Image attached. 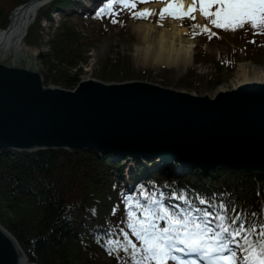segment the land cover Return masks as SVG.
I'll return each mask as SVG.
<instances>
[{"label": "trees", "instance_id": "obj_1", "mask_svg": "<svg viewBox=\"0 0 264 264\" xmlns=\"http://www.w3.org/2000/svg\"><path fill=\"white\" fill-rule=\"evenodd\" d=\"M0 1V28H5L11 8L26 0ZM105 3L106 0H94L88 7L83 0H49L37 10L22 42L25 47L39 48L37 57L42 66L40 72L44 84L70 89L79 81V69L70 72L67 67H75L85 59L95 41L90 40L84 29L75 27L67 13L75 11L82 19L100 18L114 10L112 8L97 16V11ZM199 3V11L203 14ZM215 6L211 7V12ZM53 11L61 13L55 26L51 16ZM134 13L137 12L134 11L132 16L149 17L156 12L149 11L146 16ZM196 19L193 11L183 19L194 37L205 42L220 40L218 35L223 28L211 23L214 17L204 15V23L197 20V24ZM42 20L48 24L46 30L40 25ZM245 27L252 34L264 33L251 24L242 28ZM245 46L248 47L233 50L228 61L212 56L215 73L209 76L208 81L203 78L202 86L208 89L216 87L230 74L233 63L238 60L254 58L253 61L257 59L255 62L264 63V38L254 36ZM199 56L210 58L204 51ZM132 69L129 58L121 54L105 61L97 76L106 81H121L137 77ZM198 78L202 75L189 68L179 78L177 86L200 92V83L195 82ZM127 159L131 158H113L110 154L99 155L83 149L16 151L0 148V224L14 237L27 262L128 264V253L121 250L109 254L103 241L109 238L105 234L109 229L113 239L123 240L120 229H124L129 232L133 243L139 246L124 221L129 197L133 202L135 199L145 202L141 191L172 210L197 207L218 213V206L223 202L229 209L234 207L244 214L248 222L259 225L264 221V172L222 167L169 172L160 162L154 163L155 158L131 159V165L122 163ZM124 169L127 172L125 178L122 176ZM178 196L186 197L191 203L178 199ZM198 198L209 203L200 204ZM229 215L234 213L230 211ZM160 223L163 225L164 222Z\"/></svg>", "mask_w": 264, "mask_h": 264}, {"label": "water", "instance_id": "obj_2", "mask_svg": "<svg viewBox=\"0 0 264 264\" xmlns=\"http://www.w3.org/2000/svg\"><path fill=\"white\" fill-rule=\"evenodd\" d=\"M25 3L10 11L0 30H9L13 11ZM0 148L83 149L131 159L171 157L170 164L183 158L264 167V81L217 91L213 97L138 79L87 78L73 89L44 86L32 61L0 40ZM184 161L179 165L202 171L227 167L264 172ZM25 258L0 224V264H24Z\"/></svg>", "mask_w": 264, "mask_h": 264}, {"label": "snow or ice", "instance_id": "obj_3", "mask_svg": "<svg viewBox=\"0 0 264 264\" xmlns=\"http://www.w3.org/2000/svg\"><path fill=\"white\" fill-rule=\"evenodd\" d=\"M114 4L135 7V3L129 4L127 0H106L96 15L112 9ZM213 5L216 10L211 12ZM175 7L182 8L183 5L168 6ZM200 10L205 16L214 17L211 23L217 28L235 30L248 23L254 29L264 31V0H200ZM148 14L147 9L134 13L139 16ZM167 14L179 17L186 13ZM140 195L144 197V203L128 198L124 221L139 246L129 238L128 231L120 229L123 235L120 240L113 239L109 229L105 233L109 238L103 241L109 254L121 250L128 253V264H168L169 261L175 264H264V221L259 225L248 222L244 214L234 207L229 209L223 202L218 206V213L197 207L172 210L143 191ZM177 198L188 202L184 196ZM199 203L209 202L199 199ZM230 211L234 215L230 216ZM97 239L99 242L100 238Z\"/></svg>", "mask_w": 264, "mask_h": 264}, {"label": "rangeland", "instance_id": "obj_4", "mask_svg": "<svg viewBox=\"0 0 264 264\" xmlns=\"http://www.w3.org/2000/svg\"><path fill=\"white\" fill-rule=\"evenodd\" d=\"M85 4L88 7H91L94 0H83ZM139 2H135V7H124L123 4H114L113 8L114 10L109 11V15L102 16L100 18L96 19H90V18H80L78 17L77 12L74 11V13H67L69 16V20L71 23L75 24V27L78 29H84L86 32L89 33L90 40H94L95 42L91 45L90 49H88L86 53L85 59L79 62L78 65L75 67H67V70L70 72H74L77 68L79 69L78 72V79H87V78H99L97 75L101 71L103 63L107 60H113L117 56L121 55L125 58H129L130 63L132 64L133 68L132 71L134 74L137 75L135 78H129L125 80H143L151 83H156L164 87H169L175 90H181L189 93H195L198 95L207 94L208 96L213 95L218 89H230L232 87V78L234 71L236 69V65L238 62H244V61H250L253 64L257 66H264V63L255 62L253 61L254 58H248V59H241L237 62H234L233 69L231 70L230 74L227 75L224 80L220 82L216 87L213 89H208L202 86L203 78L208 81L209 76L214 74V59L212 56L218 59H222L224 61H228L227 58L229 54L233 50H239V49H246L248 46H245L247 42L251 41L252 37H260L264 38L263 34H252L251 32L247 31V27L243 28H236L235 30H232L231 28H223L222 31L219 32L220 40L217 39L212 41H203L202 39H199V37L191 38L190 31L187 29L186 20L180 21L174 18L167 17L166 15H161L159 13V16L156 15V13H152L149 17H136L132 16L134 10L136 8L140 9H146L154 10L157 12V8L161 7L166 0H135ZM186 2V1H185ZM0 3H2L0 1ZM129 4H132V1H128ZM187 3V2H186ZM190 5H193L190 4ZM3 7V5H1ZM13 8H11L12 10ZM214 11L216 10L213 9ZM197 14L196 24L197 20L198 22H202L204 15H200L199 11L197 9L194 12ZM61 13L59 11H56L54 14V26L57 24L58 19L60 18ZM115 21V22H114ZM139 22L142 23H149L152 27V31H161L162 29H165L167 31H170V25L173 23H177V28H182V32H180L181 37H183L185 40L192 42L193 46V59L190 64H188L185 68H183L181 71H178L175 67H166V66H156L155 64H141L140 61L136 58V55L134 54V47L135 45L139 44L140 41L137 36V26ZM56 23V24H55ZM248 24V23H246ZM40 25L43 26L44 30H46V27L48 26L47 22L41 21ZM53 26V27H54ZM213 31V30H212ZM214 32V31H213ZM151 35V34H150ZM149 38H153V36H149ZM21 42V41H20ZM105 43V48L102 53H97V50H99L100 46ZM19 55L29 59L32 61L33 67L40 72L42 69L40 60L37 57V53L39 51V48H33L32 46L25 47L23 42L19 43ZM42 46V45H41ZM206 52L210 58L207 57H201L199 54L201 52ZM199 58L196 60L195 59ZM261 58V57H260ZM189 68H194L197 71V74L202 75V78H198L195 80V82H199V86L201 88L200 92L195 91L194 89H185L177 86V82L179 78L187 71ZM41 74V72H40ZM206 75V76H204ZM42 76V75H41ZM103 80V79H101ZM106 81V80H104ZM114 81V80H110ZM79 82V81H78ZM77 82V83H78ZM77 83L73 88L77 86ZM44 86H59L56 84H44ZM63 88V87H62ZM70 88V89H73ZM69 89V88H68ZM156 159V158H155ZM131 159H127V161L122 160L126 162V165H131ZM157 162V161H156ZM155 162V163H156ZM204 162V161H203ZM151 163V162H149ZM153 164V163H151ZM154 166V167H153ZM153 168H155V165H152ZM221 167H215V168H209V169H216ZM227 168V167H222ZM182 169H198L197 167H181L178 171L182 172ZM228 169V168H227ZM208 170V169H206ZM203 170V171H206ZM241 170V169H240ZM202 171V170H200ZM249 171V170H247ZM127 172L124 169L122 172V176L124 178L126 177Z\"/></svg>", "mask_w": 264, "mask_h": 264}, {"label": "bare ground", "instance_id": "obj_5", "mask_svg": "<svg viewBox=\"0 0 264 264\" xmlns=\"http://www.w3.org/2000/svg\"><path fill=\"white\" fill-rule=\"evenodd\" d=\"M46 0H26V3L15 9L10 18V27L8 31L0 30V40L4 41L14 47H17V54L19 53V43L22 42V37L25 35L23 30L27 27L28 21L35 16L37 10L45 4ZM188 4H192V0H184ZM137 28V36L140 41L139 44L134 47V54L136 58L140 61L141 64H155L156 66H166V67H175L178 71H181L188 64L191 63L193 59V46L192 42L185 40L181 37L180 32L182 28H177V23L170 25V31L162 29L161 31H152V27L149 23L139 22ZM27 29V28H26ZM26 33V32H25ZM151 34V35H150ZM153 36V38H149ZM21 41V42H20ZM105 48V43H103L97 53H102ZM264 81V66H257L250 61L238 62L236 69L232 78V88L237 87L243 83H258ZM230 89H218L217 91H225ZM216 91V92H217ZM211 95L210 97H213ZM121 158V157H113ZM161 158V156H160ZM157 157L154 160V163L160 160ZM171 157L161 158V164L163 168L167 169L169 172H178L182 167L181 161L188 160L191 161L192 165L201 166L207 165L213 167L217 164L225 165H242V164H233V163H223V162H213V161H204L203 160H193V159H183V158H174L176 163H167V159ZM181 159V160H180ZM185 162V161H184ZM184 165V163L182 162ZM186 165V164H185ZM244 167L264 169L262 166H252V165H242ZM25 256V255H24ZM23 259V258H22ZM24 264H28L27 259L25 258Z\"/></svg>", "mask_w": 264, "mask_h": 264}]
</instances>
